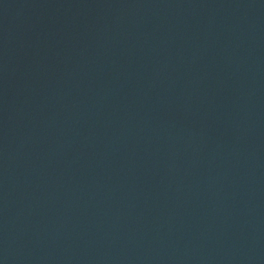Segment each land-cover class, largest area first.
Wrapping results in <instances>:
<instances>
[{"label": "water", "instance_id": "95a60500", "mask_svg": "<svg viewBox=\"0 0 264 264\" xmlns=\"http://www.w3.org/2000/svg\"><path fill=\"white\" fill-rule=\"evenodd\" d=\"M0 264H264V16L108 89L0 192Z\"/></svg>", "mask_w": 264, "mask_h": 264}]
</instances>
